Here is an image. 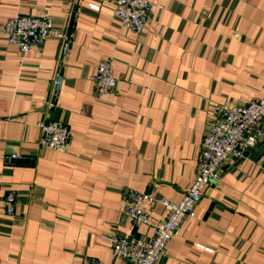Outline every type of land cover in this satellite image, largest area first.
Listing matches in <instances>:
<instances>
[{"label": "crops", "instance_id": "1", "mask_svg": "<svg viewBox=\"0 0 264 264\" xmlns=\"http://www.w3.org/2000/svg\"><path fill=\"white\" fill-rule=\"evenodd\" d=\"M89 1L0 0V264H81L84 256L129 264L103 236L151 238L154 229L124 213V186L180 201L213 105L264 96V0H152L158 7L141 34ZM16 14L67 28L64 57L55 37L19 54L1 31ZM104 57L117 83L99 96ZM57 71L64 84L46 105ZM42 119L68 126L66 152L39 144ZM261 143L223 163L222 180L204 190L158 264H264ZM8 192L17 196L13 215ZM151 215L165 211L157 204Z\"/></svg>", "mask_w": 264, "mask_h": 264}, {"label": "built area", "instance_id": "2", "mask_svg": "<svg viewBox=\"0 0 264 264\" xmlns=\"http://www.w3.org/2000/svg\"><path fill=\"white\" fill-rule=\"evenodd\" d=\"M88 5L95 10L111 6L122 26L137 34L144 32L150 14L157 10L158 4L152 0H91ZM75 17L76 12L70 10ZM1 31L10 44H14L19 54L24 55L34 47L43 44L48 37L61 42L60 58L68 52L70 36L68 30L56 26L49 16L16 14L4 22ZM117 78L114 75L112 59L104 57L97 64L94 76L95 92L99 96L114 89ZM64 84V75L57 71L52 80L53 93L46 102L52 106ZM213 119L206 133L198 158L194 182L175 202L158 197L151 192L124 186L122 199L124 213L132 224H145L153 227L151 238H135L126 235H104L110 241L115 256L129 264H158L166 255L167 244L180 233L183 221L196 214V206L204 195V190L222 180V165L230 156H239L248 147H255L264 136V96L247 103H233L230 99L213 105ZM40 145L54 148L60 152L68 150L70 131L68 126L58 120L42 119L38 122ZM17 196L8 192L5 209L9 215L16 211ZM148 204L149 210L144 208ZM160 204L165 211L162 219H153L151 211ZM81 264H105L100 260L84 256Z\"/></svg>", "mask_w": 264, "mask_h": 264}, {"label": "water", "instance_id": "3", "mask_svg": "<svg viewBox=\"0 0 264 264\" xmlns=\"http://www.w3.org/2000/svg\"><path fill=\"white\" fill-rule=\"evenodd\" d=\"M264 151V143H261L260 145V149L258 152H263ZM255 153L253 147H248L244 152H243V156H248L250 153Z\"/></svg>", "mask_w": 264, "mask_h": 264}]
</instances>
